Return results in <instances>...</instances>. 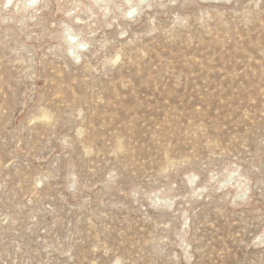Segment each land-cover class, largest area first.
<instances>
[{"label": "rangeland", "instance_id": "374dc122", "mask_svg": "<svg viewBox=\"0 0 264 264\" xmlns=\"http://www.w3.org/2000/svg\"><path fill=\"white\" fill-rule=\"evenodd\" d=\"M0 264H264V0H0Z\"/></svg>", "mask_w": 264, "mask_h": 264}]
</instances>
